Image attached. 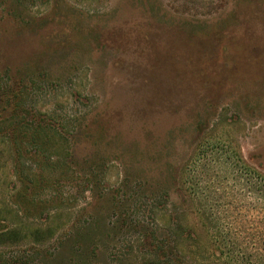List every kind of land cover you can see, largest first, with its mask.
I'll list each match as a JSON object with an SVG mask.
<instances>
[{
  "label": "rangeland",
  "instance_id": "374dc122",
  "mask_svg": "<svg viewBox=\"0 0 264 264\" xmlns=\"http://www.w3.org/2000/svg\"><path fill=\"white\" fill-rule=\"evenodd\" d=\"M20 79L27 111L55 120L52 159L67 148L95 163V192L117 206L98 222L95 258L73 256L63 242L93 220L77 164L46 170L41 147L14 170L0 140V228L53 232L0 246V264H147L144 226L190 264H224L217 231L233 244L224 251L264 256V203L249 192L264 175V0H0V88ZM39 175L48 185L31 192L66 206L25 214L20 181Z\"/></svg>",
  "mask_w": 264,
  "mask_h": 264
},
{
  "label": "trees",
  "instance_id": "16d2710c",
  "mask_svg": "<svg viewBox=\"0 0 264 264\" xmlns=\"http://www.w3.org/2000/svg\"><path fill=\"white\" fill-rule=\"evenodd\" d=\"M24 82L25 81L20 79L18 81H11L10 83H4L1 85V143L7 145V147L11 150L14 162V170H17L20 167L19 161L22 159L24 153L36 154L41 147L42 148L40 153L43 155L44 162L46 163V170H51V172H53L58 168H65L64 166L73 165L75 163L77 164L76 172L80 174L79 180L82 184V192L85 193L87 191H90L93 193L91 195V201L88 202L82 209V213L90 214V218L93 220L91 221L92 223H87L83 227H81V232L75 233L74 235L70 234V236L67 237L63 242V247L67 250L68 253H73V256L76 255L79 256L81 260L88 261L93 257L95 258L96 256V243L94 242V239L99 237L103 240V238H105V228H102L98 222L104 221L106 214L109 211L114 212V206L117 205H115V203L112 201L113 198L109 200L110 195H108L106 191L101 194L95 192L96 190L99 191L98 186L100 187V185H98L95 181L94 175H92V169L93 165L95 166V163L85 160L83 161L85 164L81 163L80 165V163L75 160L72 149L69 150L67 148H60V150L62 151L59 156L63 153V155H66L63 156V159L65 160L69 158V161L66 160L61 164L56 163L57 157H59L58 155H55L56 160L52 159L53 156L48 149V142L50 140L48 133L51 131V123H55V120L53 118H50L47 113H45V115L41 113L37 115L35 113L27 111L23 100L24 93L27 89V86ZM85 132L82 130H77L76 134L80 135L84 134ZM67 140L68 139L65 138L64 142L66 143ZM85 140L86 142H91V136H86ZM46 146L48 148H46ZM72 147L74 151V145H72ZM25 148H29L30 150L27 152ZM43 153H50L51 157L45 158ZM251 178L252 179L250 180L249 187L250 195L255 201H263L264 203V175H253ZM20 182L21 185H23V188L21 189L22 193L18 194L17 197L20 200V205L22 206L23 210H25V214L29 212V207H35L36 205L39 206L41 205V202L45 203L44 206H50V204H52L53 202H58L57 206L59 207L66 206V199L62 198V195H57V197L53 196V199L51 200L41 201L37 198L39 196L31 192V187H29L28 185H39L40 187L48 185L47 179L43 175H39L37 180L22 179ZM116 212H118V214H116V219L123 222V220H125L124 214H122L120 210H117ZM207 218L210 219L212 217L207 215ZM137 222L143 223L144 221L138 220ZM211 224L215 226V229L217 228L215 219L211 220ZM142 225L144 226V223ZM143 226L138 225V227ZM100 228L101 232H99ZM143 228L144 230L141 233V246H143L146 252L150 256H153L155 259V261H149L147 264H190L186 261V257L177 245H174V243H172L170 246L164 236H159L158 238L155 230H149L145 228V226ZM52 233L53 232L50 230V228H46L45 230L34 229L29 233H22L21 231H19V229L16 228H0V246H20V244H22L27 238H31L30 242L28 243L30 246L43 245L50 240ZM211 238L214 240V243L217 242L219 250L218 255L214 254L213 256L220 260L225 256L226 259H222L225 261L224 264H249V261H252V264H264V256H258V254L256 253L260 252L261 249L253 248V250L250 251L249 254L243 253V255H241V258H238L237 255L234 256L230 251H224V249H228V247L230 248V246H233V244L230 241L229 243H227L225 237H221L218 231L215 232L214 236H212ZM34 251L39 252V250ZM41 258L43 261L46 260L45 257ZM24 259L25 257H19L17 260H9L8 263L27 264ZM241 260H244V262H242Z\"/></svg>",
  "mask_w": 264,
  "mask_h": 264
}]
</instances>
